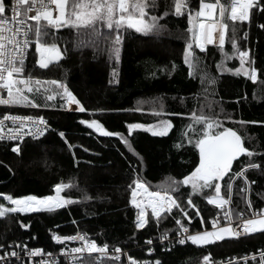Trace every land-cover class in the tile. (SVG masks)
<instances>
[{"label": "trees", "instance_id": "1", "mask_svg": "<svg viewBox=\"0 0 264 264\" xmlns=\"http://www.w3.org/2000/svg\"><path fill=\"white\" fill-rule=\"evenodd\" d=\"M222 2L228 3L229 0ZM171 4L172 0H156L151 14L169 13L159 21L164 25L159 33L144 35L134 30L124 32L118 64L109 60L107 45H102L105 50L99 51L91 47L85 38L84 45L78 47L74 31L66 28L58 32L62 39L57 43L62 50L67 49L58 63L50 65L48 69H40L35 64L37 57L34 52L29 53L25 75L31 73L37 79H55L66 83L89 111L70 112L59 108V101H56V108L7 109L14 113L42 115L50 129L36 140L21 143L0 141V192L13 197L53 195L55 184L68 183L73 187L65 189L61 195L72 197L77 202L55 212L15 213L0 217V245L23 242L30 247L52 252L56 248L51 241L53 233L81 231L99 244L107 242L142 255L146 239H154L157 233L166 229L173 232L177 225L172 218L160 225L152 219L145 229L136 230L128 185L139 175L155 190L157 185L166 184L172 179L180 180L194 169L199 162L198 150L182 140L181 133L190 122V112L199 111L202 106L205 114H216L222 107L223 113L232 117L224 122L225 127L236 131L244 145L257 153L251 158L252 162L264 165V124L251 123L264 121V29L258 27L264 24V14L257 11L251 15L249 22L236 24L240 47L250 49L254 66L260 70L255 83L242 75L219 74L216 63L221 57L214 45L207 46L204 53L195 49L201 60L200 70L190 78L189 69L183 62L188 38L187 14L181 17L171 15ZM189 4L197 8L198 0H189ZM104 31L107 33L106 29ZM244 32H248L247 40L243 39ZM225 49L231 50L227 41ZM226 63L228 67L239 65L235 59ZM113 67L118 71V83L110 84ZM202 72L216 76V83H202ZM205 88L208 89L207 93ZM237 97L242 98L239 103L236 102ZM36 99L43 103L42 96ZM160 101L166 114L157 117L152 110L159 108ZM137 108L140 110L136 111ZM163 117L173 122L174 127L169 134L160 137L142 130L134 131L129 137L134 152L129 151L117 137L99 136L78 123L82 118L99 119L109 131H119L127 136V123L151 124ZM61 131L65 133L64 138L59 136ZM180 143H183V147H174ZM15 144L21 146L19 155L11 151ZM247 161L249 158L246 156L234 161L233 171H239ZM246 175L250 181H256L250 185L253 207L264 208V169L247 171ZM237 186L238 181L234 182L231 207L238 211L235 197ZM185 187H181L182 193ZM222 189V194H226L224 181ZM188 192H191L190 188ZM85 196L90 199L85 200ZM181 199L186 204L187 194ZM194 200L208 222L202 226L200 217L194 215L190 224L187 219H182V222L189 225L192 231L208 228L216 209L203 196L194 197ZM0 203L11 206L3 197H0ZM188 211L193 213L195 209L189 208ZM21 222L29 227L21 228ZM169 249L171 251L162 252L156 248L153 256L162 264H196L209 253L214 262L236 261L244 256H256L264 250V233H252L238 239L226 238L202 247L186 244ZM259 259L256 256L255 260L250 258L244 263L239 261L235 264H258Z\"/></svg>", "mask_w": 264, "mask_h": 264}, {"label": "snow or ice", "instance_id": "2", "mask_svg": "<svg viewBox=\"0 0 264 264\" xmlns=\"http://www.w3.org/2000/svg\"><path fill=\"white\" fill-rule=\"evenodd\" d=\"M155 7L156 0H0V105L37 109L56 108V101H59L58 107L61 109L77 113L88 112L89 110L77 99L66 83L55 79H37L31 73L25 75V62L29 56V49L34 44V55L38 57L35 59V64L40 69H48L50 65L58 63L67 51L66 48L62 50L57 43L62 39L58 36L59 30L66 28L74 31L75 39L79 42L78 47L84 45L85 38L90 42L91 47L99 51H104L102 45H107L109 60H114L118 64L126 30L147 35L159 33L164 28L159 21L169 13L151 14ZM171 9V15L175 17L187 14L188 38L184 47L183 62L189 69L190 78L201 64L195 49L204 53L207 46L214 45L221 57L216 63L219 74L242 75L253 83L258 80L260 70L254 66L255 60L250 55V49L240 47L236 24L249 22L251 15L257 11L264 14V0H229L228 3L222 0H198V9L190 7L189 0H172ZM258 27L264 29V24ZM247 38L248 32H244L243 39L247 40ZM226 41L231 45L230 51L225 49ZM65 43H67L66 40ZM234 59L239 61V66L228 67L226 62ZM117 76L118 71L113 67V79L109 83H118ZM216 79L217 77L211 73H201L202 83L206 81L208 85H214ZM204 91L207 93L208 89L205 88ZM37 96L43 97V103L37 101ZM241 99L237 97L236 102L239 103ZM152 112L157 117L166 114L162 104L159 110L154 108ZM220 112H224L222 107ZM167 114L185 115L183 113ZM189 119L190 122L181 133V138L198 150L199 162L194 169L180 180L172 179L166 184L157 185L155 190H152V186L139 175H136L132 183L128 185L131 191L130 203L136 209L135 229H145L152 219L160 225L172 218L178 226L172 238L168 235V231L171 230L166 229L161 232L158 237L161 243H154L152 238L146 239L144 244L149 255L153 254L156 248L171 251L163 247V242L180 246L190 242L193 246L202 247L224 241L226 238L238 239L252 233H264V208H254L252 200L248 197L251 191L250 185L255 184L256 181H250L246 175L248 169H264V165L251 162V158L257 153L244 145L236 131L231 127H225L218 114H205L203 106L199 111L192 110ZM224 119L231 120L232 117L226 115ZM6 122H10L11 126H8ZM78 123L99 136L117 137L129 151L133 152L129 137L134 131L142 130L152 136L163 137L167 136L174 127L169 119H158L153 124L127 123L126 136L119 131H109L99 119L82 118ZM251 123L264 124V121ZM49 129L50 125L42 115L5 113L0 118V141L24 142L26 136L38 139L43 137ZM59 136L64 138L65 133L61 131ZM65 143H67L66 140ZM69 147L71 148V145ZM174 147H183V143ZM11 151L19 155L20 144L12 146ZM242 156L248 157L249 162L241 166L239 171H233V162L238 161ZM140 160L142 163V157ZM238 180L242 181V184L237 195L246 204L247 213L250 215H246L244 210L237 211L231 207L234 182ZM221 181L225 182L226 194H222ZM182 186H187L183 193ZM71 187L73 185L68 183H57L54 185V194L45 196L13 197L0 192V197L11 205L6 206L0 203V217L15 213L23 215L32 212H55L65 208L77 202L72 197L61 195L65 189ZM188 188L191 192H188ZM185 193L187 194L186 204L181 199ZM199 196H203L209 205H214L220 211L211 219L210 230L202 227V230L190 233L189 227L182 222V219H187L190 224L194 215L200 217L202 226L208 222L201 215V209L194 200V197ZM84 199L87 200L90 197L85 196ZM189 208L195 211L190 213ZM20 227L27 229L29 225L21 222ZM51 239L57 244H64L67 241L79 242L78 246L60 248V255L68 264H104V261L123 264L122 255L126 257L127 264H162L159 259L134 258L127 252H122L119 246L110 250L107 242L99 244L96 239L89 238L86 233L76 232L73 235L54 233ZM3 247L4 245H0V248ZM8 247L13 248V245ZM15 248H22L29 260L42 255L47 257L39 259L37 264H58L52 253H43L39 247L29 249L27 244H15ZM259 255L258 264H264V250H261ZM13 257L19 264H23L20 253L16 250L5 251L3 255H0V264H8V259ZM251 258L256 259L255 256ZM202 264H214L210 253L203 255Z\"/></svg>", "mask_w": 264, "mask_h": 264}, {"label": "built area", "instance_id": "3", "mask_svg": "<svg viewBox=\"0 0 264 264\" xmlns=\"http://www.w3.org/2000/svg\"><path fill=\"white\" fill-rule=\"evenodd\" d=\"M31 14H34V13H31ZM8 15H11V13H8ZM34 44L31 46V48L29 49V53L31 52V51H33L34 52ZM199 50V49H198ZM6 107L7 106H3V105H0V118H2V116L5 114V113H8V114H14V115H33V114H30V113H14V112H11V111H6L7 109H6ZM35 116V115H34ZM6 123H8V126H11V124H10V122H6ZM41 138V137H40ZM39 139V138H38ZM25 140H36V139H33L32 137H28V136H26L25 138H24V141ZM2 141H4V142H13V143H21L20 141H9V140H2ZM251 172H254V170H251ZM241 184H242V181H240L239 180V187L241 186ZM248 197H249V199H250V192L248 193ZM214 206V205H213ZM133 207V206H132ZM215 207V206H214ZM133 209H134V215L136 214V209L133 207ZM216 209V208H215ZM245 209H246V204H245ZM175 211V210H174ZM218 211H220L219 209H216V213L218 212ZM239 211V210H238ZM216 213L213 215V217H215L216 216ZM247 215H250V213H247ZM212 217V218H213ZM135 218V217H134ZM211 218V219H212ZM211 219H210V221H211ZM134 221H135V219H134ZM192 221V220H191ZM209 221V222H210ZM221 223H223V220H221ZM188 227H189V230H190V233H193V232H196V231H192L191 230V228H190V226L189 225H187ZM134 228H135V226H134ZM177 228H178V226H177ZM207 229H211V222H210V224H209V227L207 228ZM137 230V229H136ZM141 230V229H140ZM200 230H202V227H201V229ZM174 231H175V229H174ZM174 231L173 232H168V235H169V237L170 238H172V236L174 235ZM76 232H81V231H74V232H71V233H68V234H59V233H55V234H57V235H73V234H75ZM81 233H84V232H81ZM160 233L161 232H159V233H157V235H155V237H154V243H161L159 240H158V237H159V235H160ZM54 234V233H53ZM52 234V235H53ZM52 235H51V237H52ZM247 236V235H246ZM242 237H245V236H242ZM242 237H240V238H242ZM90 238V237H89ZM91 239H93V238H91ZM51 241H52V243H53V245L56 247L55 248V250L54 251H52V252H50V251H45V250H43V253H52L53 254V256L57 259V262H58V264H68V262L65 260V258L64 257H62L61 255H60V248L61 247H67V248H70V247H73V246H78L79 245V242H71V241H67V242H65L64 244H57L55 241H53L52 239H51ZM15 244H21V245H23V244H25V243H23V242H8L7 244H5L4 245V247L3 248H0V255H3V253L5 252V251H8V252H10V251H12V250H16L17 252H19L20 253V257H21V261L23 262V264H37V261L39 260V259H41V258H47V257H44L43 255L41 256V257H33V258H31V260H29V258L27 257V256H25L24 255V252L22 251V248H15ZM188 244H190V242L188 243ZM9 245H13V248H9L8 246ZM28 246V245H27ZM110 246V250H111V248H113V247H116V246H111V245H109ZM174 246H180V245H173V244H171V243H167V242H163V247L164 248H167V249H169V248H173ZM28 248L29 249H31V248H35V247H30V246H28ZM121 249H122V252H127L129 255H132L134 258H137V259H150V260H155V259H158V258H156V257H154L153 255H154V253L153 254H151V255H149L148 253H147V251H146V248H145V246H144V251H142L141 252V254L142 255H138V254H133V253H131V250L129 249V248H122V247H120ZM160 251H164L162 248H158ZM156 251V250H155ZM257 257H259L260 258V255L258 254V255H256ZM255 256V257H256ZM245 257H247L248 259L247 260H249L252 256H244L243 258H241L240 260H233V261H231V264H235V263H237V262H242V263H244L245 261H247V260H245L244 258ZM121 260L123 261V264H127V260H126V257L125 256H121ZM213 261V260H212ZM229 261L230 260H226V261H222V260H218L217 262H214V264H229ZM12 263H17V264H19V262L16 260V258H9L8 259V264H12ZM104 264H113V262H111V261H104ZM196 264H202V261H200V262H198V263H196Z\"/></svg>", "mask_w": 264, "mask_h": 264}, {"label": "rangeland", "instance_id": "4", "mask_svg": "<svg viewBox=\"0 0 264 264\" xmlns=\"http://www.w3.org/2000/svg\"><path fill=\"white\" fill-rule=\"evenodd\" d=\"M197 9H198V7H197ZM210 46V45H209ZM38 58V57H37ZM239 62V61H238ZM239 66V65H238ZM237 66V67H238ZM199 70H200V68L197 70L198 72H199ZM196 71V72H197ZM161 101L158 103V107L160 108V106H161ZM154 107H156V106H154ZM159 108H157V109H159ZM6 109H8V110H12V109H26V110H37V108H30V107H28V108H25V107H21V106H7L6 107ZM39 109V108H38ZM156 109V110H157ZM210 109V108H209ZM214 112H217V111H214ZM153 113V112H152ZM216 114H218L219 115V117H221V120H224L223 118L226 116V114L225 113H221L220 112V110L216 113ZM163 119H164V117H163ZM223 122H227V120H225V121H223ZM151 124H153V123H151ZM247 162H249V161H247ZM246 162V163H247ZM252 162V161H251ZM255 163V162H254ZM251 170H254V172L255 171H257V169H248L247 171H251ZM246 171V172H247ZM226 178V177H225ZM221 184H223V181H221ZM153 190V189H152ZM238 190H239V180H238V186H237V192H238ZM222 191H223V189H222ZM237 192L235 193V197H236V199H237V202H238V206H239V208H238V210H244L245 211V213H246V215H247V210L245 209V203L240 199V197L237 195ZM233 195H234V192H233ZM130 198H131V191H130ZM207 201V200H206ZM129 204H130V206L132 207V205H131V203H130V199H129ZM133 208V207H132ZM176 211V210H175ZM149 216H150V210H149Z\"/></svg>", "mask_w": 264, "mask_h": 264}]
</instances>
